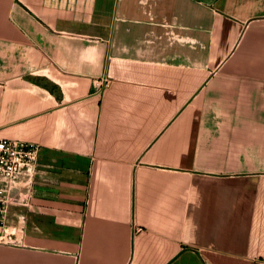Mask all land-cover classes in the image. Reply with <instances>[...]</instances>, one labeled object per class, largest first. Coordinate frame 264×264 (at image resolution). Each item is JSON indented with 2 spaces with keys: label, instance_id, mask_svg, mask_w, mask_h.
<instances>
[{
  "label": "crops",
  "instance_id": "0c3cea01",
  "mask_svg": "<svg viewBox=\"0 0 264 264\" xmlns=\"http://www.w3.org/2000/svg\"><path fill=\"white\" fill-rule=\"evenodd\" d=\"M0 139V264H264V0H0Z\"/></svg>",
  "mask_w": 264,
  "mask_h": 264
},
{
  "label": "built area",
  "instance_id": "2783aa9c",
  "mask_svg": "<svg viewBox=\"0 0 264 264\" xmlns=\"http://www.w3.org/2000/svg\"><path fill=\"white\" fill-rule=\"evenodd\" d=\"M109 84L108 79H96L95 93L101 94ZM40 152L41 146L36 143L0 139V224L2 226L5 224L11 204H28L29 197L22 196L20 191L14 190L23 177L29 179L34 177L39 165Z\"/></svg>",
  "mask_w": 264,
  "mask_h": 264
}]
</instances>
